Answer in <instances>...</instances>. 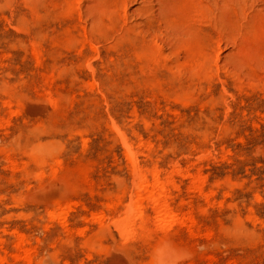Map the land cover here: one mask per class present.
<instances>
[{
	"label": "rangeland",
	"instance_id": "1",
	"mask_svg": "<svg viewBox=\"0 0 264 264\" xmlns=\"http://www.w3.org/2000/svg\"><path fill=\"white\" fill-rule=\"evenodd\" d=\"M258 19L264 0H0V264H264ZM117 128L183 220L145 201L122 230ZM161 244L178 254L154 262Z\"/></svg>",
	"mask_w": 264,
	"mask_h": 264
},
{
	"label": "bare ground",
	"instance_id": "2",
	"mask_svg": "<svg viewBox=\"0 0 264 264\" xmlns=\"http://www.w3.org/2000/svg\"><path fill=\"white\" fill-rule=\"evenodd\" d=\"M264 28V22L258 19L252 23V36L259 35L260 29ZM190 63L199 66L198 73L203 74L212 67V61L215 59L214 46L212 40L209 38L198 40L191 48ZM123 140L124 154L130 162V168L135 178V185L133 191L130 192L128 202L125 204L124 211L120 217V226L124 231H134L136 229L138 218L145 212L144 202L147 201L150 205L156 206L161 210L153 218L155 222L162 223L168 221H180L178 213L174 210L168 202L167 196L170 189L174 186L172 179L163 177L161 169L158 165L153 164L149 166L146 160H140L137 156L136 148L126 140V135L119 128H117ZM187 219V218H186ZM188 220V219H187ZM190 222L193 219L190 218ZM25 243V240H21ZM158 252L153 256L154 262H160L162 256L165 255L167 259L174 258L178 252L169 244H161ZM120 263V260L118 261Z\"/></svg>",
	"mask_w": 264,
	"mask_h": 264
}]
</instances>
